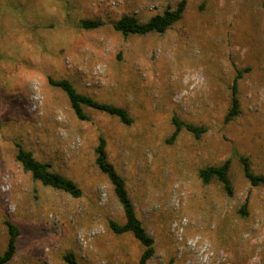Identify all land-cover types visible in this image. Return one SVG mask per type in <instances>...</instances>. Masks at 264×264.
Returning a JSON list of instances; mask_svg holds the SVG:
<instances>
[{"label":"rangeland","instance_id":"1","mask_svg":"<svg viewBox=\"0 0 264 264\" xmlns=\"http://www.w3.org/2000/svg\"><path fill=\"white\" fill-rule=\"evenodd\" d=\"M180 0H0V252L3 264H138L144 246L113 233L123 213L95 163L99 137L154 239L148 264H264V0H186L164 33L124 36L122 15L144 22ZM82 19H101L94 29ZM236 80L239 113L225 116ZM66 78L132 121L83 106L79 119L48 77ZM204 126L196 137L173 119ZM17 144L71 178L79 197L42 185L16 160ZM230 159L233 194L202 183L200 168ZM246 203V214L240 207Z\"/></svg>","mask_w":264,"mask_h":264},{"label":"trees","instance_id":"2","mask_svg":"<svg viewBox=\"0 0 264 264\" xmlns=\"http://www.w3.org/2000/svg\"><path fill=\"white\" fill-rule=\"evenodd\" d=\"M185 4L186 0H180L174 7H167L161 13L154 14L144 22L139 21L132 15H122L112 23V27L124 36L130 34L145 35L148 33L162 34L181 19ZM103 24L104 21L101 19H82L79 22V26L84 29L98 28ZM240 75L241 71H238V75L231 86V105L225 116L226 121L231 120L239 113V104L236 95V80ZM47 79L51 86L57 87L64 92L68 99L69 106L77 118L81 120L88 118L83 111V106H87L113 115L123 124L131 123L132 119L124 107L98 102L88 95L79 93L66 78L55 79L49 76ZM173 121L176 127L169 140H172L178 134L182 126L192 132L196 137L206 131L204 126H195L190 123L179 121L177 118H174ZM16 146V160L20 163L24 171L31 174L34 180L39 181L44 186L62 190L73 197H79L81 195V189L71 178L51 170L49 163L37 160L29 150L24 149L20 144ZM94 151L95 163L110 182L124 218L122 223L109 219L107 226L115 234L130 232L133 237L144 246L138 264H148V259L153 254L154 239L147 233L141 220L136 215L134 204L127 192L123 178L107 158L105 141L102 137H99ZM238 159L242 165L243 175L250 185L262 186L264 188V174L256 173L251 169L248 157L240 155ZM229 166L230 159H226L219 165H210L200 168L198 170V176L204 184H207L211 180L219 182L226 195L231 196L233 194V188L229 177ZM240 213L242 215L246 214V203L242 204L240 207ZM6 226L8 229V239L5 249L0 252V264L9 261L16 251L18 229L10 221H6ZM63 259L67 264H78L73 252L65 253Z\"/></svg>","mask_w":264,"mask_h":264}]
</instances>
